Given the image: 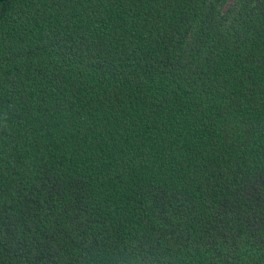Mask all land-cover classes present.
Returning a JSON list of instances; mask_svg holds the SVG:
<instances>
[{"label": "trees", "instance_id": "trees-1", "mask_svg": "<svg viewBox=\"0 0 264 264\" xmlns=\"http://www.w3.org/2000/svg\"><path fill=\"white\" fill-rule=\"evenodd\" d=\"M0 264H264V0H0Z\"/></svg>", "mask_w": 264, "mask_h": 264}]
</instances>
